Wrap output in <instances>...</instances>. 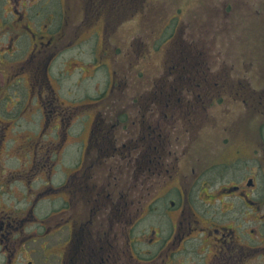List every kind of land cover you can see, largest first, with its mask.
<instances>
[{
	"label": "flooded vegetation",
	"instance_id": "obj_1",
	"mask_svg": "<svg viewBox=\"0 0 264 264\" xmlns=\"http://www.w3.org/2000/svg\"><path fill=\"white\" fill-rule=\"evenodd\" d=\"M141 7L0 0V74L27 81L21 97L40 114L7 154L21 163L0 164V264H264V58L261 69L223 61L218 38L185 21L181 52H164L142 91L120 55L141 43L121 35ZM172 23L164 42L179 38ZM86 45L99 54L90 68L67 58ZM59 64L106 82L63 95ZM4 86L0 105L13 100Z\"/></svg>",
	"mask_w": 264,
	"mask_h": 264
},
{
	"label": "rangeland",
	"instance_id": "obj_2",
	"mask_svg": "<svg viewBox=\"0 0 264 264\" xmlns=\"http://www.w3.org/2000/svg\"><path fill=\"white\" fill-rule=\"evenodd\" d=\"M236 1L240 6L231 13L230 0H156V2L154 0H141L142 7L136 17L133 12H125V24L121 32L122 38L125 40L130 39L131 42L138 36L139 38L142 36V39H138L141 43L139 45L134 44V47L132 43L128 42H124V45L120 44L123 46V49H120V55L124 57L122 75L128 74L130 81L133 79L137 87L139 86L142 91L146 90L144 84H148L149 79L153 76L150 71L158 62H161L160 57L163 56L164 52L168 53L173 51V49L176 52H181V43H179L181 42L180 32L182 31V34L183 30L189 32L188 27H185L187 24L182 29L185 21L198 22V25L201 26L198 29L202 33L218 38V41L213 45V49L221 52L223 61L230 62L231 60L233 63L235 62L234 64L237 67L261 69L255 63L261 57L264 58V0ZM150 4L153 6L151 7ZM203 5L212 7V10L202 9ZM218 5L219 8H213ZM200 8L201 10H197ZM0 18L2 19V16ZM169 20H172V25L178 29L179 38L177 42H164L166 32L169 29L174 30L173 28L165 30L164 26ZM24 42L26 43L27 40ZM84 49L85 51L82 54L79 53L81 60H77L76 51L67 56V58L76 59L74 62L78 61L80 66L87 65L90 68L94 56L96 54L99 56V54L87 45ZM133 49L135 53H139L138 60L140 62L138 61L137 68L132 66L127 68L128 60L126 55L128 52L131 53ZM252 63L254 66L251 65ZM61 66L62 64L57 66V71L53 74L57 76H55L52 83L56 85V89L60 85L63 95L69 89L94 94L95 84L106 82V75L103 72H98L93 79L84 80L83 74L79 70L74 71L69 68V71L65 72ZM138 69L141 72L145 71V75L141 78L136 71ZM85 74L87 75V73ZM0 83L2 86L5 85L4 87L6 88H10L9 96L13 99L9 104L7 100L0 105V116L9 115V124H1L0 126L5 136V140L0 146L2 151H4L3 157H0V164L14 166L21 163L17 159L20 156L9 159L7 154L10 153V149L20 146L21 135H25L26 132L31 133V135L37 134L40 114L32 116V109H30L29 104H26V88L23 86L24 89L20 85L27 84V81L21 80L19 83L18 80H11L8 74H0ZM15 84L18 87H13ZM78 84L80 85L77 86ZM23 95L26 96V99L21 97ZM118 98L120 97L117 93L110 97V99ZM18 101L24 102L25 105L19 104L21 102ZM13 104L16 105L12 107ZM27 119L30 122H27ZM12 138H16V142ZM5 149L7 152H5ZM0 195L6 196L9 194H3L0 189Z\"/></svg>",
	"mask_w": 264,
	"mask_h": 264
}]
</instances>
